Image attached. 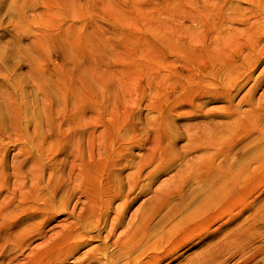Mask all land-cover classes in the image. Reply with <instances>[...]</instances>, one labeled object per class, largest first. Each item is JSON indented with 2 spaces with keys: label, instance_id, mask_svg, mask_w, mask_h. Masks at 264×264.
<instances>
[{
  "label": "rangeland",
  "instance_id": "374dc122",
  "mask_svg": "<svg viewBox=\"0 0 264 264\" xmlns=\"http://www.w3.org/2000/svg\"><path fill=\"white\" fill-rule=\"evenodd\" d=\"M262 3L0 0V264H24L36 250L56 244L62 226L73 220L60 205L80 211L82 190L90 179H103L110 155L120 162L116 172L123 183L113 206L126 193L137 196L126 221L161 185H171L169 203L178 210L167 215L173 217L168 227L213 190L209 173L222 165L197 168L185 179L187 161L203 154L187 150L189 137L212 133L220 148L227 133L216 126L229 117L211 112L237 106L251 88V102L239 108L249 119L259 111L264 55L249 58L253 27L231 17L233 8L263 13ZM260 13L256 18L264 23ZM232 29L241 35L231 37ZM263 45L260 35V51ZM245 59L251 79L231 102L216 97L213 91L230 90L222 85L225 70L216 72V66ZM248 121L242 118L244 125ZM257 134L239 137L231 152L234 157L248 145L247 160H239L250 167L246 177L255 185L245 190L246 207L220 206L216 222L210 223L212 216L160 264H264V150L257 151L264 141L256 142ZM143 165L136 188L128 191L126 176ZM236 169L221 172L219 181L237 177ZM231 186L220 196L231 199L235 188L244 189L242 180H231ZM98 243L60 264H74Z\"/></svg>",
  "mask_w": 264,
  "mask_h": 264
},
{
  "label": "bare ground",
  "instance_id": "6f19581e",
  "mask_svg": "<svg viewBox=\"0 0 264 264\" xmlns=\"http://www.w3.org/2000/svg\"><path fill=\"white\" fill-rule=\"evenodd\" d=\"M261 8L264 9V0ZM246 10L247 8H233L231 22L239 17L242 24H250V27H253L250 30L252 35L248 42L250 49L249 58L256 54L257 60H260L264 55V45L260 51L258 39L260 35H264V23L259 18H256V14L260 13L259 9L256 8L253 11L250 9V15L245 12ZM260 14H262L264 19V12ZM250 21L253 22L250 23ZM230 35L231 37H237L241 33L236 29H232ZM247 61L248 59H245L238 63L230 62L216 66V72H219L221 69L225 70L222 85L226 84L230 89L222 93H219L220 91H213L212 93L216 97L222 96L230 102L233 100L245 82H248L252 77L251 72L245 70V63ZM262 73L264 77V69ZM233 90L236 92L233 93ZM252 91L253 88L243 95L239 103L241 104L244 101L250 103ZM239 103L235 107L229 105L228 108H225L226 110L211 112V115L221 112L219 114H225L224 116L229 117L228 122L216 126V129L219 128V131H222L223 134L227 133V139L220 148L218 139L212 133H209V135L202 133L195 138L189 137L190 141L187 150L201 149L203 154L187 161L185 179L196 175L197 168L203 170L206 166L209 169L214 165H222V167L215 166L212 168L214 172L209 173V179L212 177L211 182L209 181V187L213 190L197 200L196 204H193V207L180 220L178 219V222L176 221L174 225L172 224L173 227H168V225L173 217L176 216L175 213L178 210L172 209L169 203V196L172 194L169 190L170 184L161 185L154 192L151 199L142 203L141 210L131 213L126 221L127 210L137 196L129 197V194L126 193L120 204L115 206L116 208L113 206L114 200L121 196L123 183L118 179L119 176L116 172L120 162L115 156L110 155L111 158L104 161V171L106 173H104L103 179L100 176H96L93 180L90 179L89 181L92 185L94 184L93 187L92 185L90 187L86 186L82 190V193L86 197V203L80 211H75V205L72 208L73 210H69L70 212L67 211L65 202L60 205L59 208L66 211L73 220L62 226L61 232L57 235L58 240L56 244L46 245L42 249L36 250L37 254L28 258L24 264H60L76 254L82 246L88 245L91 242L99 243L85 251L81 257L75 260L74 264H160L166 259V256H171L175 248L185 242L187 243V241L189 242L190 238L193 239L194 233L201 231L202 226L212 216L210 223L216 222L220 206L221 208L224 206L227 208L226 205L232 203L242 205L245 208V190L250 188L251 191H254L253 187L255 186L254 180L251 182L246 177L250 167L246 161L239 162L240 158L247 160V155L245 154L247 149L245 147L248 148V145L234 151V157H231V152L233 149L235 150L237 140H241L239 137L247 136L248 138L254 132H257L256 142L264 141V95L262 98L259 97L257 101L259 111L257 112L256 110L257 113L251 119L248 118L249 112H243L239 108ZM242 118L249 121L244 125ZM241 128L243 129L239 132L237 129ZM228 144L230 147L226 148ZM254 149L257 150V148ZM260 150H264V142L259 146L257 151ZM231 159H235L236 163L231 164ZM216 161L218 162L216 163ZM233 165L236 166L234 167ZM143 167L144 165L138 167L134 175L126 176L125 179L129 185L128 191L133 192L136 188ZM84 168H88V166H84ZM232 168H237L234 171V175L237 177L227 175L221 178L222 181H219L220 173ZM260 174L264 176V168ZM231 180H242L244 189L235 188L233 194L238 195L233 198L231 196V199H229V196H220L219 191L234 188L231 186ZM247 180L252 184L248 185ZM217 181L219 183L218 186L214 185ZM51 196L55 197V191L52 192ZM47 200L51 203L50 196ZM228 200L231 201L229 202ZM114 208L115 212L113 211L114 215L112 216L110 212ZM162 211L165 213H162ZM167 215L169 217L173 215V217L167 219ZM121 227H123L122 230L118 232L117 230L121 229ZM218 229L216 227L215 230ZM116 232L118 233L116 234Z\"/></svg>",
  "mask_w": 264,
  "mask_h": 264
}]
</instances>
